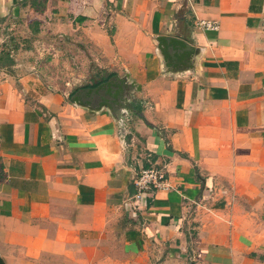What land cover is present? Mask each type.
Here are the masks:
<instances>
[{
	"label": "crops",
	"instance_id": "0c3cea01",
	"mask_svg": "<svg viewBox=\"0 0 264 264\" xmlns=\"http://www.w3.org/2000/svg\"><path fill=\"white\" fill-rule=\"evenodd\" d=\"M0 19L18 43L37 28L0 75L4 264H264V0H0ZM108 77L140 112L73 101ZM151 164L172 188L134 201Z\"/></svg>",
	"mask_w": 264,
	"mask_h": 264
},
{
	"label": "water",
	"instance_id": "95a60500",
	"mask_svg": "<svg viewBox=\"0 0 264 264\" xmlns=\"http://www.w3.org/2000/svg\"><path fill=\"white\" fill-rule=\"evenodd\" d=\"M160 46L162 45L165 50L177 48L183 50L186 48V44L177 38H163L159 40ZM134 87V85H130ZM128 85L125 81L118 77L111 78L108 82L102 83L95 88H88L79 91L74 97L73 101L76 103L82 102L86 105H90L95 99L101 101L108 106L117 107L118 109L132 111L130 102L126 97ZM0 264H4L0 258Z\"/></svg>",
	"mask_w": 264,
	"mask_h": 264
},
{
	"label": "built area",
	"instance_id": "2783aa9c",
	"mask_svg": "<svg viewBox=\"0 0 264 264\" xmlns=\"http://www.w3.org/2000/svg\"><path fill=\"white\" fill-rule=\"evenodd\" d=\"M190 1V0H187ZM197 27L207 31H217L219 26L216 22L206 20L197 21ZM127 122L120 123V128L125 131ZM133 186L135 193L133 195L134 201L141 202L146 194L155 191H169L172 187L167 178V171L165 168L152 165L149 168L141 169L133 179Z\"/></svg>",
	"mask_w": 264,
	"mask_h": 264
},
{
	"label": "rangeland",
	"instance_id": "374dc122",
	"mask_svg": "<svg viewBox=\"0 0 264 264\" xmlns=\"http://www.w3.org/2000/svg\"><path fill=\"white\" fill-rule=\"evenodd\" d=\"M42 1V0H41ZM43 3V2H42ZM44 4V3H43ZM35 9L39 10V9H43V7H41L40 5L36 6ZM37 23V22H36ZM7 25H3V27L0 26V75L1 73H7L10 71V68H2L3 65H9V61L12 60L10 57H9V54H10V50H9V46L11 44V38L13 36H9L8 37V40L4 39L3 37H1V34L3 32V30L5 31V27ZM30 27V28H29ZM29 28V29H28ZM16 30L19 31L18 33V39H19V43L17 41H15V39H17V37H13L14 38V44H16V46L14 47V49L18 47H24V43L25 41H30L33 39V35L35 31L33 30H37L36 27H34L33 25L31 26V23L28 24V21H25L24 23H21L20 26H16L15 27ZM9 32V31H8ZM10 33V32H9ZM36 35V34H35ZM23 36V38H22ZM32 36V37H31ZM2 44H5L3 46H5V51H2L1 48H2ZM26 44V43H25ZM14 51V50H13ZM9 60V61H7ZM95 72V71H94ZM95 74V73H94ZM95 83L94 82H90V83H80L82 84V87L84 86H91Z\"/></svg>",
	"mask_w": 264,
	"mask_h": 264
},
{
	"label": "trees",
	"instance_id": "16d2710c",
	"mask_svg": "<svg viewBox=\"0 0 264 264\" xmlns=\"http://www.w3.org/2000/svg\"><path fill=\"white\" fill-rule=\"evenodd\" d=\"M1 22H2V20L0 19V23ZM108 79H109V77L108 78H101L98 82H96L93 85H91V87H96L99 84L106 82ZM129 102H130V105H131V108H132L133 112H140L141 111V106L139 105V102L132 101V100L129 101Z\"/></svg>",
	"mask_w": 264,
	"mask_h": 264
}]
</instances>
